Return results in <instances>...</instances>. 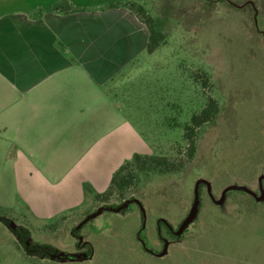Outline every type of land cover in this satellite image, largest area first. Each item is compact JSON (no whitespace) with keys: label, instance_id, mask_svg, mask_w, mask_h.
Listing matches in <instances>:
<instances>
[{"label":"rangeland","instance_id":"374dc122","mask_svg":"<svg viewBox=\"0 0 264 264\" xmlns=\"http://www.w3.org/2000/svg\"><path fill=\"white\" fill-rule=\"evenodd\" d=\"M63 1L0 0V15L26 13L32 19H40L55 12L53 6ZM67 1L74 3L73 9L80 11L69 14L76 15L74 17L79 21L96 24L93 32L90 31L93 41L87 42L80 37L72 43V49L80 53L87 48H93L95 52L107 49L111 55V64L103 65L111 73L100 86L110 97V116L104 123V130L112 134L110 153L91 163L95 174H114L135 154L181 158L187 162L184 130L170 129L167 121H188L191 113L204 106L208 94L216 97L222 113L215 127L200 136L194 170L189 169L192 162L177 174L142 176L138 189L144 196L135 193L119 210L115 207L119 199L110 201L115 208L102 205L86 194L85 184H92L78 186V181H72L69 186L65 178L71 173L75 176L73 168L82 170L83 163L89 161L93 146L99 142L97 130L89 138L81 139L78 136L82 123L78 126L65 121L62 130L69 134L56 139V149L41 164L43 168L36 162L43 160L45 155H34L33 162L41 171L52 174L51 164L55 163L56 177L63 178L55 200L49 189L37 180L36 171L28 168L29 153L12 139L6 140V144L0 145V264H160L153 259L144 260L139 252L126 249L124 241L106 245V249L99 252V259L94 260L90 242L93 232L110 235L113 217L141 213L144 216L140 231L143 236L147 233L150 215L154 221L159 219L171 225L177 237H170L173 243L164 238V247L166 241L169 243L164 255V247L161 251L162 245L154 243L162 254L160 257L170 254L171 247L190 250L195 257L201 252L203 236H208L203 227V215L212 203L218 205L215 201H219L223 191L233 185L246 188L248 193L236 190L239 192L232 194L229 191L219 209L224 215L249 212L233 222L235 229L224 233L217 246L214 244L216 255L207 252L202 262L196 258L185 261L183 256L168 264H264V65L262 69L259 66L255 69L254 59H249L248 69L236 68L235 52H228L231 35L237 46L240 32L236 30L242 21H249L252 27L256 24L264 37V0ZM129 3L143 5L154 18L157 29L165 34V42L155 52H148L149 31L126 8ZM208 3L213 6L209 7ZM247 6L250 10H246ZM242 9V13L237 11ZM102 11L105 14L99 15ZM137 23L145 29V39H142ZM78 28L80 36L87 35L81 26ZM207 44L212 51L206 49ZM58 47L66 51L62 44L58 43ZM207 56L218 63L224 59L223 74L220 80L218 77L211 79V86L206 85L204 90L200 81L194 86L193 76L195 72L204 74L206 70H213L207 69ZM101 66L96 63V67ZM216 80L225 89V93L222 92L224 98L212 92ZM94 95L93 91L94 99L88 106L94 104L97 108L100 99ZM86 127L85 123L84 131H87ZM118 131H122L120 135L116 134ZM49 177L54 182L55 177ZM200 180H206L210 185L200 184L196 190ZM249 181L254 185L250 187ZM243 192L255 199L251 201ZM196 194L199 199L197 215L180 235L176 234L189 215ZM140 198L144 202L149 199L151 211L143 206ZM140 241L147 253H155L154 246ZM218 251H221L219 255ZM156 254L160 255L159 252Z\"/></svg>","mask_w":264,"mask_h":264},{"label":"crops","instance_id":"0c3cea01","mask_svg":"<svg viewBox=\"0 0 264 264\" xmlns=\"http://www.w3.org/2000/svg\"><path fill=\"white\" fill-rule=\"evenodd\" d=\"M104 14L102 11L99 15ZM74 16L57 12L40 19H32L26 13L15 16L5 12L0 15V145L12 139L29 153L31 160H26L28 168L36 171L37 180L49 189L53 200L59 194L57 189L63 178L56 177L58 168L55 163L51 164L52 174L41 171L36 163L41 166L50 152L55 151L56 139L69 134L62 130L65 121L78 126L82 123L78 136L81 139L94 135L95 130L100 135L89 161L83 163V169L73 168L76 175H66L68 185L71 186L72 181H78V186L90 183L96 192L103 193L113 175L111 172L95 174L91 165L99 161L101 155L110 153L112 134L104 130V123L110 116V97L100 86L111 73L103 66L111 64V55L107 49L95 52L93 48H87L81 53L72 49V43L80 37L87 42L93 41L90 31L96 27L94 21H79ZM80 26L87 31V37L79 35ZM101 26H105L104 23ZM137 26L142 39H145V29L141 24ZM58 43L66 51L60 50ZM96 63L102 64L101 68L96 67ZM119 64L122 65L121 61ZM93 91L100 99L97 108L94 104L88 106L94 99ZM85 123L87 131L83 129ZM39 153L45 155L44 159L33 162L34 155ZM49 175L55 177L54 182Z\"/></svg>","mask_w":264,"mask_h":264},{"label":"trees","instance_id":"16d2710c","mask_svg":"<svg viewBox=\"0 0 264 264\" xmlns=\"http://www.w3.org/2000/svg\"><path fill=\"white\" fill-rule=\"evenodd\" d=\"M73 4L74 3H71V1L65 0L63 1V3L53 6V11L63 14L78 12L73 9ZM208 5L209 7L213 6L212 3H208ZM222 5L229 6V8L235 9L232 5H229L226 2H222ZM125 6L133 14H135L138 19L147 27L149 31L147 50L149 53L155 52L165 42V34L157 29L154 18L148 13L143 5L137 3H129ZM248 9L250 10V6L246 7V10ZM237 11H239V13H242L243 9ZM211 22L212 21H208V23ZM255 25L256 24H254L252 27V24L249 21H242V24H240V27L236 30L237 32H240L237 34V46L235 44V41L233 40V35H231V37L228 39V52L232 53L234 51L235 58L238 60V63L235 64L236 68L238 66L239 68L243 67L248 69L249 64L247 63V61L249 59H254L256 63L255 69L258 68V66L262 69V66L264 65V37L261 36L258 28ZM223 45L224 47L226 46V44L224 43ZM206 49L211 50L209 44H207ZM223 62L224 59L222 62L218 63L216 59L214 60L212 57L207 56V69L211 67L213 68V70H206L204 74L195 72V75L193 76V80L195 81L194 86H197L196 82L200 81L202 85L201 87L206 90V85L211 86V79L214 80L218 77V80H220L223 74L221 73V66H223ZM218 80H216L212 92L214 95L217 94V96L222 98V92L225 93V89L221 85L219 86ZM221 111L222 108L220 107L216 97L208 94L205 97L204 106H202L198 111L191 113L188 121H184L182 123L179 122L178 119L167 121V126L170 129L176 130L178 128H181L184 130L183 138L187 142V162L186 160L184 162L181 158H169L167 156L161 155L135 154L131 160H128L124 164H122L112 175L110 185L105 192L98 193L91 185L85 184L84 189L86 191V194L93 196V200L95 202H100L102 203V205H109L112 207H114V205H110V201L113 198L119 199V203L115 206L117 208L122 205L127 199L131 198L135 193H138L139 197L144 196L138 189L140 178H142V176L156 175L165 177L177 174L182 172V169L185 170L187 168V164L191 165V163L193 162V164L189 167V169L192 170L193 168H195L194 163L196 162V158L198 156L200 146L199 141L201 138L200 136L204 131L207 132L208 129L212 130L215 127V125L217 124V120L222 113ZM247 184L250 187L254 185L250 181ZM237 192L239 191L234 190L231 193L235 194ZM242 194L249 197L251 201L252 199H255L254 197H250L247 193L243 192ZM140 201L143 202L142 204L143 206H145V208L150 209L151 211V207L149 206V199H147V202H144V200L140 198ZM219 207V205H215L212 203V206L208 207L207 211L203 215V227L205 228L208 236H203L205 240L204 242L200 243L203 246L199 247V249H201V252L197 253V256L195 257H193L194 255L190 250L186 251L185 248L181 249L177 247H171V253L164 257L157 256L156 252H159L160 254V250H156L154 243H160L162 245V251L164 247V238H168L170 240L171 238L177 237L172 232L171 225H167L165 221L160 222L159 219H157V221H154V218L150 215L148 216L150 222L148 220L149 224L146 229L147 233L145 234V236H143V233L140 231L144 222V216L141 213L130 214L125 217H113L110 235H103L94 231L90 237V242L95 253L94 260L99 259V252L102 253L106 249V245L124 241L126 249L130 250L131 252H139V255L144 260L153 259L158 261L160 264H168L172 259H179V257L182 258L184 256L185 261L190 259L193 260L194 258H196L197 260H201L202 262L203 255H207V252H212L214 253V255H216V247L214 246V244L217 246L219 240L222 237L224 238V233L230 230L233 231L235 229V226H233V222L237 221L238 218H241V216L244 217V214L246 212H249L248 210H246L241 214L239 213V211H236V215H233V213L224 215ZM229 223H232L231 226L229 225ZM140 240H143L146 244L149 243L154 246L155 254L147 253ZM170 241L173 243V240ZM189 252L191 253V255ZM220 253L221 251H218L217 255H219ZM94 260L93 262H95Z\"/></svg>","mask_w":264,"mask_h":264},{"label":"water","instance_id":"95a60500","mask_svg":"<svg viewBox=\"0 0 264 264\" xmlns=\"http://www.w3.org/2000/svg\"><path fill=\"white\" fill-rule=\"evenodd\" d=\"M200 184H206L207 186L210 185V184L208 183V181H206V180H200V181L197 183V185H196V190H198V187L200 186ZM234 190L245 191V192L248 193V190H247L246 188H244V187H237V186H235V185H233V186H229V187H227V188L223 191L220 200H219V201H215V203L218 204V205H221V204L224 202V200H225L226 194H227L229 191H234ZM262 197H263V199H264V192L262 193ZM136 202H137V204H139L138 201H136ZM124 204H125V203H124ZM124 204H123V205H124ZM123 205H121L120 207H117L118 209H116V210H119L121 207H123ZM126 205H127V204H126ZM198 205H199V199H198V194H196V197H195V201H194L193 207H192V209H191L189 215L187 216V218H186V219L184 220V222L181 224V226H180V228H179V230H178V232H177L176 234H179V235H180V234L183 232V230L189 226V224L191 223V221H192V220L194 219V217L197 215V212H198ZM100 212H101V209L98 211V213H100ZM117 212H118V211H117ZM91 217H94V216H91ZM91 217H89V218H91ZM145 217H146V216H145ZM168 245H169V243H168V241H166V243H165V247H164V250H163V253H162L163 255L166 253V251H167V249H168ZM162 254H160L159 256H162Z\"/></svg>","mask_w":264,"mask_h":264},{"label":"flooded vegetation","instance_id":"af4514ba","mask_svg":"<svg viewBox=\"0 0 264 264\" xmlns=\"http://www.w3.org/2000/svg\"><path fill=\"white\" fill-rule=\"evenodd\" d=\"M152 254H155L154 252H152Z\"/></svg>","mask_w":264,"mask_h":264}]
</instances>
